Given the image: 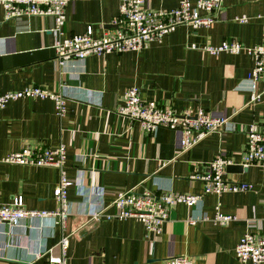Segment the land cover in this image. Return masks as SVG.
Here are the masks:
<instances>
[{
	"label": "crops",
	"instance_id": "0c3cea01",
	"mask_svg": "<svg viewBox=\"0 0 264 264\" xmlns=\"http://www.w3.org/2000/svg\"><path fill=\"white\" fill-rule=\"evenodd\" d=\"M178 3L144 0L151 10L174 9ZM119 4L120 0H69L64 35L84 34L89 27L95 39L113 32ZM243 16L247 23L236 20ZM53 29L50 17L5 20L0 6V93L35 85L66 100L62 116L49 99L11 101L0 110V205L20 196L26 210L54 211L58 170L11 165L3 159L25 145L62 144L65 174L73 182L67 189L66 264H165L170 257H191L195 264H242L234 256L239 239L246 231L264 235V168L252 166L241 173L225 169V180L251 188L219 196L203 195L202 182L190 177L203 173L206 163L219 155L228 157L230 165H241L247 126L264 118V94L249 102L251 56L212 55L200 49L223 41L247 47L263 44L264 0H224L211 27H178L139 52L89 55L63 64L56 60ZM132 87L143 101H156L179 115L203 110L228 118V128L181 151L178 131L158 128L147 133L117 113L125 91ZM126 190L201 198L192 208L175 205L159 236L134 219L88 221L93 213L115 215L112 202ZM217 206L234 220L217 222ZM188 218L194 224L189 225ZM9 235L18 237L17 246L10 244ZM60 237L51 217H27L13 228L0 225V264H44L48 254L60 255ZM37 252L43 256L36 261Z\"/></svg>",
	"mask_w": 264,
	"mask_h": 264
},
{
	"label": "built area",
	"instance_id": "2783aa9c",
	"mask_svg": "<svg viewBox=\"0 0 264 264\" xmlns=\"http://www.w3.org/2000/svg\"><path fill=\"white\" fill-rule=\"evenodd\" d=\"M69 0H0L4 12V19L18 17H50L54 21L53 31L56 34L54 44L56 60L59 64L66 61H82L89 55L102 57L107 54H122L125 52H139L151 43H160L163 38L178 27L196 30L211 27L221 10L224 0H179L178 6L170 10H151L144 6V0H120L118 16L113 21L115 30L105 32L98 39L93 37L89 27L84 34L65 36V8ZM240 23H247L248 18L236 19ZM195 50L194 45L190 47ZM200 50L212 55L220 53H246L253 58L254 64L249 76L251 95L249 102L259 100L264 94V43L247 47L237 41H223L217 46L206 45ZM261 87V92L259 91ZM20 99H49L54 103L56 114L62 116L65 111L66 100L60 94L53 93L41 86H27L22 90L0 93V110L11 101ZM117 113L131 122H137L147 133L155 129L164 128L178 131L180 138L178 146L181 151L191 148L200 139L210 133H222L228 128L229 119L212 115L198 110L194 115L177 114L171 107L161 106L156 101H143L136 88H129L123 96V104ZM236 130V127H233ZM242 131V129H239ZM246 144L241 153L240 164L244 168L257 166L264 168V118L259 123L247 126L245 131ZM65 147L62 144L54 148L25 145L17 152L8 154L3 162L11 165L27 167L53 168L59 172V180L53 189L56 201L54 211H29L23 206L22 197L18 196L8 205H0V225L9 228L16 227L20 221L38 216L51 217L61 231L58 242L59 256H47L44 264H66L69 237L67 221L69 211L67 207V189L73 185L65 174ZM231 164L228 157L217 156L205 165L201 174L190 177L192 181L203 184V195H221L224 193H241L250 190L246 183L229 182L224 179L227 166ZM199 195L180 194L174 192L154 193L144 190L137 193L126 190L117 193L112 202L115 215L104 216L102 212L90 214L88 221L106 219H134L155 236H159L163 224L169 219L171 210L177 204L192 208L199 200ZM216 221L228 224L234 217L220 213L216 207ZM189 225L194 221L188 218ZM10 244L17 246L18 237L9 235ZM40 252L34 254V260H40ZM234 256L242 264L264 263V235L246 231L234 248ZM30 264H34L31 262ZM165 264H195L191 257H170Z\"/></svg>",
	"mask_w": 264,
	"mask_h": 264
},
{
	"label": "water",
	"instance_id": "95a60500",
	"mask_svg": "<svg viewBox=\"0 0 264 264\" xmlns=\"http://www.w3.org/2000/svg\"><path fill=\"white\" fill-rule=\"evenodd\" d=\"M246 168H244L242 165H229L226 167V172L229 173H241L242 171H245Z\"/></svg>",
	"mask_w": 264,
	"mask_h": 264
}]
</instances>
